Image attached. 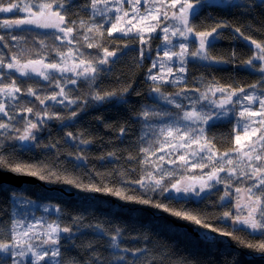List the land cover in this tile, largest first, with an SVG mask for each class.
<instances>
[{
    "label": "snow or ice",
    "instance_id": "6c2138e0",
    "mask_svg": "<svg viewBox=\"0 0 264 264\" xmlns=\"http://www.w3.org/2000/svg\"><path fill=\"white\" fill-rule=\"evenodd\" d=\"M71 7L69 0H29L23 5L13 0H0V14L27 13L18 19L0 18L3 21L0 23V48L14 47L9 40L19 42L22 37L15 33L30 30L25 26L54 29L62 33L56 35L55 40L69 46L66 52L55 50L58 59L49 58L42 50L36 52L35 58L27 60L22 59L23 48L10 52L7 58L0 52V196H6L14 210L17 204L36 205L35 200L18 193L12 185V179L21 177L69 186L86 195L112 196L123 204L158 210L196 225L203 230L197 233V238L205 244L216 245V236L230 238L236 250L221 253L217 264H257V258L264 261V40L249 32L251 29L264 33V0H159V3L156 0H85L83 6H78V21L70 17ZM225 10L232 14L231 18L217 15ZM149 19L156 23H145ZM257 19L259 26L254 23ZM133 20L144 26L138 28ZM133 29H136L134 33ZM225 29H228L227 33ZM105 32L108 37L119 32L129 40H139L142 47L139 48L137 66L146 59L151 60L144 78L145 83L151 82L146 94L134 88V81L113 89H99L97 81L102 75L112 73L120 51L107 47L110 41H105ZM97 34L99 39L95 38ZM222 38L232 41L242 38L251 55L241 60L235 46L230 55L217 53L215 49ZM81 39L87 48L96 47L103 55L86 53L76 47ZM157 39L162 40L163 47L156 45L157 56L152 58V41ZM41 45L42 48L45 46L43 41ZM129 46L125 43V48ZM189 64L202 69L201 76L193 78L191 88L188 86ZM220 65H232L249 74L255 73V81L237 85L235 81L223 83L215 76L206 80L203 73L217 71ZM154 69L158 71L154 72ZM12 73L24 79H18ZM68 73L71 76L66 75ZM32 76L45 81V85L35 86L33 81L25 90L24 85ZM79 81L88 85L89 91L84 97L73 95L74 89L68 88L69 84L78 86ZM49 86L53 87L51 93L46 91ZM166 86L179 87L182 91L172 93ZM42 88L45 89L43 99ZM133 94L142 100L130 101L128 98ZM24 97H34L39 101V107ZM129 103H139V107L131 109V121L126 120L119 126V137L127 136L130 122L139 124V152L143 156L129 153L127 160L148 165L157 153H164L157 157L159 161H165L167 157L169 162L175 163L171 158L176 156L185 168L202 171L209 168V171L191 183L180 180L165 183V178L173 172L153 164V171L141 169L145 175L137 180L122 169L114 174L119 177L115 183L111 182L113 174H109L108 181L97 183L77 179L60 161L58 154L54 159H48L47 152L44 159L23 158L34 148L53 149L61 143L57 140L40 144L38 133L48 127V121L56 119L63 128H71L75 118L89 105L109 104L118 108ZM168 105L178 111L172 112L166 107ZM56 106L70 110L67 121L61 118ZM97 120L115 130L103 117L98 116ZM224 120L235 121L232 131L236 133V147L218 152L214 150L215 137L209 133ZM21 123L22 128L18 127ZM90 137L91 134L86 135L84 130L65 132L64 142L71 141L77 147L74 154H68L76 161L73 168L86 162L85 149L94 142ZM180 149L190 151L181 153ZM116 158V151L99 157L101 160ZM237 182L244 185L243 189ZM218 185H223V193L214 206L226 210L215 218L221 222L230 220V227H217L210 222L211 217L206 212L183 206L190 200H207ZM231 190L237 194L243 191L246 195L243 205L236 198L235 212L229 206L234 199ZM149 193L164 200H155ZM177 204L181 206L177 207ZM37 206L45 213L54 209L55 218L50 221L44 216L28 219L18 217L13 211L10 226L0 229V264H140V258L148 252L147 247L125 246L126 229L118 224L114 228L100 220L85 224L86 213L83 212L72 215L69 222L63 219L65 213L59 203ZM83 228H91L104 243L99 247L91 240L87 244L73 243ZM128 238L149 240L147 232ZM72 249L83 251L79 256L66 255ZM249 256L253 259L248 260ZM166 258V253H162L160 264Z\"/></svg>",
    "mask_w": 264,
    "mask_h": 264
},
{
    "label": "trees",
    "instance_id": "16d2710c",
    "mask_svg": "<svg viewBox=\"0 0 264 264\" xmlns=\"http://www.w3.org/2000/svg\"><path fill=\"white\" fill-rule=\"evenodd\" d=\"M14 2H20L22 5L28 3L29 0H13ZM85 0H69V4L72 6L70 10V17L80 19L79 15H76L78 12V6H83ZM219 16H228L231 18V13L225 11H220L217 13ZM86 19V17H85ZM234 22V21H233ZM199 23V20L197 21ZM257 26L260 25V20L257 19L254 22ZM225 33L228 32V29L224 30ZM250 34L255 38H264V33L255 30H249ZM55 34L53 30L50 31H39L33 32V30L23 31V37L25 38L24 47L28 50H32V46L36 43L37 52L42 50V53L47 54H56V49H62L65 52L69 47L66 43L61 44L60 41L55 40ZM92 35V34H90ZM154 35V34H152ZM120 37L119 39H115ZM36 38V39H35ZM99 39L98 34L95 37ZM104 38L107 43V47L111 49H122L125 47V43H128L130 46L116 59V62L113 66V71L107 76H101L100 80L97 81L99 89H113L120 87L124 83L133 82L134 88L147 93L149 91L148 84L151 82L145 83V74L147 73L148 67H150L151 60L146 59L142 62L141 66H137L136 61L139 58V47H142L139 44V40L135 41L129 40L127 37H123L122 34L113 33L112 37H108L107 32L104 33ZM35 39L36 42L33 40ZM41 41L44 42V48H42ZM157 40L152 41L153 49L157 45ZM235 46V50L238 53L240 59L243 57L244 51L239 47L237 41L233 43L230 39L222 38L215 51L221 54L230 55L231 51ZM76 47H81L82 50L86 53L99 54L100 49L87 48L84 44V41L81 39ZM152 58H154V50L151 52ZM217 71H206L203 74L207 79H210L212 76H215L218 80L223 83H232L236 82L237 85L240 84H251L255 81L257 74H249L248 72L241 71L240 69L232 65H226L223 67H218ZM202 74V69L195 68L189 64V74H188V86L191 88L193 85V78L200 77ZM117 78H119V83H117ZM33 81L26 83L24 85L25 90L28 85L32 84ZM35 86H43L45 82L39 78H36ZM28 84V85H27ZM169 92L175 93L182 91L179 87L166 86ZM69 89H74L73 95H79L84 97L89 91L88 85L83 81H79L78 86L68 85ZM48 93L51 90H46ZM45 90L41 89V99L44 98ZM24 99H31L34 102V105L38 108L39 101L35 100L34 97H24ZM132 102L141 101V97H136L134 94L128 98ZM51 104V102H48ZM26 105H20L24 107ZM163 107V105H161ZM133 107H139V103H129L122 107H113L109 104L104 105H89L86 111L80 113V115L75 118V122L71 128H63L60 122L56 119L50 120L47 122L48 127L39 138L40 144L44 145L50 142L60 140L61 143L57 144L56 148L45 149L43 147L34 148L31 153L24 155L26 160H38L44 159V153H49L48 159H54L58 154L60 161L64 162V166L68 167L70 172H73L77 179H82L84 182H97L108 181L109 174H113L111 180L112 183H115L119 177L114 174L119 170H127L131 178L134 180L139 179L142 175H145V172L141 169L146 168L148 171H153V164L160 165L166 170H171L173 175L165 178V183L175 182L177 180L183 181L185 179H194L203 173H207L209 168H204L203 171L200 168H185L183 166V161L176 159V156H172V160H175V163L168 161L166 157L165 161H159L157 157L163 155L164 153H157L156 156L152 157L151 162L148 165H142L137 161L127 160V156L131 153L134 156L142 157L143 154L139 152V135L141 131V126L136 123L128 124V134L126 137H119L118 128L120 125L124 124L126 120L131 121L132 113L131 109ZM172 112H177L178 109L173 108L168 105ZM56 109L61 112V118L65 121L68 120L70 115V110L65 111L64 109L56 106ZM103 117V120L112 124L115 130L106 128L104 123H101L97 120V117ZM234 120L229 123L227 120L218 122V126L213 127L210 130L209 135L215 137V149L218 152H225L231 148L236 147L234 142V136L236 133L232 131ZM18 127H23L21 123ZM79 130H84L86 135L91 134L93 143L85 149V154L87 160L82 166L78 168H73L72 165L76 163L68 154L75 153L77 147L71 141L67 143L64 142L65 132L72 131L77 133ZM15 134V133H13ZM229 137H232L231 139ZM80 147H84L81 145ZM195 147V145H193ZM109 151H116L117 158L114 160H101L99 157L101 155H107ZM190 151L189 149H180L179 152L183 153ZM233 156L235 153L232 154ZM136 169V171H132ZM222 176L226 173H221ZM40 181V180H39ZM42 182V181H41ZM44 183V182H43ZM251 183V182H249ZM52 190L46 189L38 184H22L19 187H14L18 193H24L28 198L33 199L37 202L36 205L21 206L16 205L15 210L11 202L6 196H0V229H5L10 226L11 218L13 211L18 217H27L31 219L35 217L39 219L44 216L48 220L55 218V210L52 209L49 213H45L42 207H38L40 204L59 203L63 208L65 216L63 219L69 221L72 215L78 213H86L85 224L95 223L97 220L102 221L109 227H115L117 224L125 227V238L123 244L125 246H141L147 247L148 252L145 256L140 258V264H160V257L162 253H166L167 258L164 259L163 264H183L187 261L188 264H192L193 261L197 264H217L220 254L225 251L236 250V245L234 242L227 238L229 244H226L222 241H217L216 245H208L203 242H200L197 238L191 235L190 232L184 227H179L177 224L184 225L186 227H191L193 229H198L196 225L190 224L188 222L177 220L173 217L168 216L165 213H162L154 209H142L137 205H128L123 204L120 200L112 196H103L100 194H88L93 195L92 201L77 199L72 196L66 195L60 191V189H68L72 192L80 193L74 188L69 186H64L60 184H48L44 183ZM237 186L243 188L244 185L240 182H237ZM132 187H136L133 185ZM218 189V190H217ZM217 189L212 190V194L207 200L203 202L190 200L184 207L189 209H195L202 212H206L210 217V222L216 225L217 227H230L231 223L229 221L217 220L216 216H221L223 211L226 209L215 205V202L218 201L219 195L223 193V185H218ZM84 194V193H82ZM139 194V193H137ZM232 196L236 193L234 190H231ZM153 196V199L161 201L164 200L163 197L149 193ZM167 202V201H164ZM234 200L232 199L229 202V206L233 208ZM177 207L181 205L177 204ZM137 209L136 211H131L130 209ZM234 212V210L232 209ZM147 232L149 236L148 241L140 239L139 241H132L128 237L140 235L142 236ZM105 240L107 237L104 238ZM92 241L98 247L101 246L104 241L99 239L96 233L92 231L91 228H83L81 232L77 233V239L73 242L75 244H87L88 241ZM83 249H72L70 253H66L68 256L77 255L79 256L82 253ZM253 257L249 256L248 260H252ZM257 264H264V261H259L257 258Z\"/></svg>",
    "mask_w": 264,
    "mask_h": 264
},
{
    "label": "rangeland",
    "instance_id": "374dc122",
    "mask_svg": "<svg viewBox=\"0 0 264 264\" xmlns=\"http://www.w3.org/2000/svg\"><path fill=\"white\" fill-rule=\"evenodd\" d=\"M156 2L157 3H159V0H156ZM125 7H127V5L125 6ZM141 8H142V10H143V5H141ZM3 15H5V17L4 16H0V18H11V19H18V18H22V17H24V16H26L27 15V13H23V12H20V16H16V15H11V13H5V14H3ZM8 16V17H7ZM3 21H2V19H0V23H2ZM171 23H175V21H170ZM132 23L133 24H137V21H135V20H133L132 21ZM145 23H156V21H152V20H150L149 19V21H147V22H145ZM129 27L131 26V25H128ZM144 26V24L143 23H141V24H137V27L139 28V27H143ZM136 31V29H133V33ZM157 31L159 32V29H157ZM116 34H121V33H119V32H117ZM147 34V33H146ZM131 35V34H130ZM155 35V34H154ZM162 35V34H161ZM36 39V38H35ZM35 39H33L35 42H36V40ZM11 41V40H10ZM24 41H25V38L22 36V39L19 41V42H13V41H11V43L12 44H14L15 46H14V52L15 51H17L18 50V48L19 47H24V45H23V43H24ZM157 45H161L162 47H163V44H162V40H160V39H158V41H157ZM156 47V45L154 46V48ZM32 48H33V50H35L36 52H37V49H36V43L32 46ZM44 48V47H43ZM24 51L26 52V56H25V59L24 60H27L28 59V56H27V53H28V50L24 47ZM178 50V49H177ZM43 54H46L47 55V53H43ZM157 56V52L155 51V49H154V58ZM161 56H162V52H161ZM158 71V69H154V72H157ZM55 75H58V74H55ZM36 78H39V77H36V76H32L31 77V79H30V81L29 82H31V81H36ZM40 79V78H39ZM28 85V84H27ZM29 86V85H28ZM45 90V89H44ZM46 90H51V92H52V90H53V87H51V86H49V87H47L46 88ZM56 91H59V89H55ZM50 92V93H51ZM43 132V130L40 132V133H38V137L40 136V137H42V135H40L41 133ZM243 143V142H242ZM193 180L194 179H185V180H183L182 182H184V183H191V182H193ZM234 205H233V210H234V212H235V204L237 203V199L236 198H239V202H240V204L241 205H243L244 203H246V195H245V193L242 191L240 194H235L234 196Z\"/></svg>",
    "mask_w": 264,
    "mask_h": 264
},
{
    "label": "flooded vegetation",
    "instance_id": "af4514ba",
    "mask_svg": "<svg viewBox=\"0 0 264 264\" xmlns=\"http://www.w3.org/2000/svg\"><path fill=\"white\" fill-rule=\"evenodd\" d=\"M14 2V1H13ZM22 5V4H21ZM11 15H16V16H20V12H17V13H15V14H13V13H11ZM0 16L2 17V16H4L5 17V15H3V14H0ZM8 17V16H7ZM128 26V25H127ZM25 27H30V30L32 31L33 30V32H36V30L37 29H39V31H45V30H47V31H50V30H53V32L55 33V34H57V35H62V33H58V32H56L54 29H40V28H35V27H31V26H25ZM0 34H2V30H0ZM15 34H17V35H20L21 37L23 36V32H21V31H16V33ZM242 39V38H241ZM241 39H239V40H236L237 42H238V44H239V47L244 51V54H243V57H241V60L242 59H246V58H248V56H250L251 55V53L248 51V48H247V42L245 43L244 42V40H241ZM257 39H261V40H264V38H257ZM232 41V40H231ZM233 43H235V41H232ZM9 43L10 44H12L11 43V41L9 40ZM25 43H23V45H24ZM14 47H12L11 49H3V48H0V52H3L4 54H5V56H6V58L8 57V56H10V52H14V49H13ZM21 48H23V50H25L24 49V47H19L18 48V50L17 51H19ZM140 48V47H139ZM116 49H118V47L116 48ZM127 48H125V47H123L118 53H117V58H118V56H120L122 53H124V51L126 50ZM28 50V49H27ZM91 54H93V53H91ZM35 55H36V51L35 50H28V53H27V56H28V58H35ZM94 55V54H93ZM99 55H103V52L101 51L100 53H99ZM25 56H26V52L24 51V56L22 57V59L24 60L25 59ZM47 56L49 57V58H53V57H56V54H47ZM57 59H58V57H56ZM116 58V59H117ZM223 66H226V65H220V66H218V67H223ZM232 68H234V66H232ZM244 72H246V71H244ZM13 75H16L17 76V78L18 79H21V80H23L24 78L23 77H19L18 76V74L17 73H12ZM59 75V74H58ZM66 75H68V76H71V73H68V74H66ZM45 82V81H44ZM46 83V82H45ZM79 83V82H78ZM233 123H235V121L233 122ZM45 132V130H43V132L41 133V134H43ZM40 134V135H41ZM39 138H40V136H39ZM243 143H248V141H243ZM243 189V188H242ZM230 223H231V221H230Z\"/></svg>",
    "mask_w": 264,
    "mask_h": 264
},
{
    "label": "water",
    "instance_id": "95a60500",
    "mask_svg": "<svg viewBox=\"0 0 264 264\" xmlns=\"http://www.w3.org/2000/svg\"><path fill=\"white\" fill-rule=\"evenodd\" d=\"M243 40V39H241ZM246 43V41H244ZM11 183L14 187H19L21 186L22 184H38L46 189H49V190H52V188H50L49 186H47L46 184H44L43 182L39 181L38 179L36 178H33V177H21V178H18V179H12L11 180ZM60 191L66 195H69V196H72L74 198H77V199H84V200H88V201H92L93 199V195H86V194H80V193H76V192H72L68 189H60ZM179 227H184L187 232H190L191 235H193L195 238H197V233L199 231H203V230H197V229H193L191 227H186L184 225H181V224H177ZM215 235V234H213ZM198 239V238H197ZM215 239L217 241H222L226 244H229L228 240L226 237H219V236H216Z\"/></svg>",
    "mask_w": 264,
    "mask_h": 264
}]
</instances>
